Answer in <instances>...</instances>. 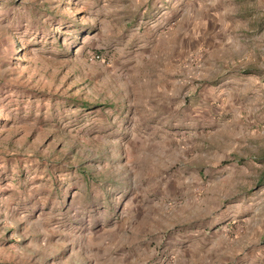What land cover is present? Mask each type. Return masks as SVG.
<instances>
[{"label":"rangeland","instance_id":"374dc122","mask_svg":"<svg viewBox=\"0 0 264 264\" xmlns=\"http://www.w3.org/2000/svg\"><path fill=\"white\" fill-rule=\"evenodd\" d=\"M253 45L264 0H0V264H264Z\"/></svg>","mask_w":264,"mask_h":264},{"label":"crops","instance_id":"0c3cea01","mask_svg":"<svg viewBox=\"0 0 264 264\" xmlns=\"http://www.w3.org/2000/svg\"><path fill=\"white\" fill-rule=\"evenodd\" d=\"M235 30H236V29H235ZM237 30H238V29H237ZM222 37H223V35H222L221 31H218L217 39H215V40L217 41V40L221 39ZM257 39H260V37H258ZM220 41H221V40H220ZM232 43H233V51H234V52H237V51L240 49L239 46H235V42H234V40H232ZM252 48H253V50H254L255 52H256V51H262V52H264V48L260 49V48L257 47L256 45H253V47H251V49H252ZM234 61H235V60H234ZM232 63H234V64H233V67H235V66H236L235 62H232ZM247 63L252 65L253 69L255 70V71H254V74H256V75L261 74V68L264 69V65H263V63H257V62L255 61V59L250 60V61H248Z\"/></svg>","mask_w":264,"mask_h":264}]
</instances>
